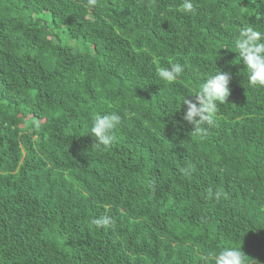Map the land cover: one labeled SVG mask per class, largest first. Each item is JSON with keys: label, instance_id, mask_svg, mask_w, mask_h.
<instances>
[{"label": "trees", "instance_id": "1", "mask_svg": "<svg viewBox=\"0 0 264 264\" xmlns=\"http://www.w3.org/2000/svg\"><path fill=\"white\" fill-rule=\"evenodd\" d=\"M192 3L0 0V264H264V87L234 46L264 0ZM216 67L230 95L196 132L180 104Z\"/></svg>", "mask_w": 264, "mask_h": 264}, {"label": "clouds", "instance_id": "2", "mask_svg": "<svg viewBox=\"0 0 264 264\" xmlns=\"http://www.w3.org/2000/svg\"><path fill=\"white\" fill-rule=\"evenodd\" d=\"M95 3L96 0H88V5H95ZM182 11L186 14L194 11L192 0H183ZM234 46L239 61L242 60L246 66L249 85L264 87V32L251 26L243 27L235 39ZM183 71L184 68L180 63H173L170 67H161L158 78L172 82L180 77ZM231 79L232 75L229 71L217 68L214 75H209L200 83L199 90L194 95L184 97L180 104V107L183 105L185 109L183 121L191 125L194 131L200 132L202 125L213 123L218 107L225 104L230 95ZM120 124L121 116L116 112L97 114L90 124L88 136L94 141L90 150L102 152L110 147L115 139L113 132ZM112 222V218L108 215L92 221L97 228L110 226ZM243 255L241 249L224 248L216 254L215 264H243Z\"/></svg>", "mask_w": 264, "mask_h": 264}, {"label": "rangeland", "instance_id": "3", "mask_svg": "<svg viewBox=\"0 0 264 264\" xmlns=\"http://www.w3.org/2000/svg\"><path fill=\"white\" fill-rule=\"evenodd\" d=\"M78 50L86 51V50H88V48H87L86 46L81 45L80 48H79Z\"/></svg>", "mask_w": 264, "mask_h": 264}]
</instances>
